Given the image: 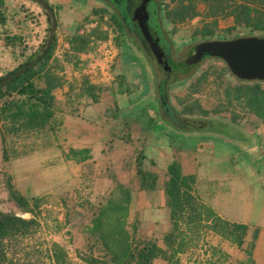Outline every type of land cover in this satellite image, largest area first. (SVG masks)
I'll return each instance as SVG.
<instances>
[{"label":"rangeland","instance_id":"374dc122","mask_svg":"<svg viewBox=\"0 0 264 264\" xmlns=\"http://www.w3.org/2000/svg\"><path fill=\"white\" fill-rule=\"evenodd\" d=\"M49 2L57 9L59 26L55 30V36L58 32L59 39L64 35L62 28L64 23H75V26L85 30L94 19L92 13L95 5L104 6L103 2L98 0L91 3L89 0ZM28 4L29 6H23L20 12L35 28L40 26L41 13L49 17L47 32L41 44L45 46L50 40L54 20L41 3L29 0ZM205 12L206 7L201 5L200 16L183 24L174 26L163 22L169 40L173 41L179 50L183 47L188 48L186 57L197 44L205 41L202 37H194L195 31L206 23L203 17ZM4 13L6 16V12ZM233 26H235L233 18H220L214 37L207 40L264 37V32H252L244 27H237L232 33L227 32ZM6 35L17 34L10 28L0 25V36L4 42ZM62 42H58V54L63 53ZM28 47L31 48L29 54L38 49L34 46ZM10 49L13 52L9 57L15 68L22 61L18 58L21 48ZM130 52L136 57L134 51ZM137 60L144 76V83L151 86L150 73L144 62L140 58ZM175 77L181 79L183 85L174 84L169 91V101L174 109L181 112L182 103L192 104L209 111L211 118L223 121H231L232 117L237 115L240 127L254 131L255 136L251 140H242L244 131L240 133L241 130L237 126L219 131L212 129L218 136L190 135L184 134L183 131L180 133L175 128H167L162 124L158 104L153 100L151 93L145 95L142 82L128 71L118 72L113 80L100 85L105 89L101 96L107 94V98L97 106V109L101 111L107 109L105 117L109 123L100 125L101 133L90 145L95 155V158L92 156V160L77 163L66 157L71 149L66 141L68 140L73 147L81 146L86 143L88 135L73 125H65L63 133L59 132L56 136L50 134L41 138L7 140L6 146L11 158L6 161L0 126V210L14 213L27 220L35 218L39 224L33 227L27 236L11 238L4 243L0 249L1 264H55L50 254V248L55 243L67 249L75 264H82L78 252L88 254L90 249H93L97 257L104 259L107 252L98 237L91 234L93 220L110 201L120 202L123 198L120 189L130 191L132 195V185L138 179L136 157L139 152L146 155V168L157 169L162 178L164 171L177 159L179 149L194 153L200 177L223 172L233 176L264 172V167L257 165L260 162L264 165V124L256 116L242 109L236 101L234 91L241 83L232 76L228 65L221 59L209 58L188 73H177ZM84 78L81 70L80 75L71 83L65 79L70 105L63 113L89 120L87 110L97 103H93L87 97H79L78 87ZM69 85H74L75 90L71 91ZM61 95L59 92L57 97ZM61 117L60 115L58 117L60 121ZM144 120L150 121L147 124L148 129L140 125ZM208 137L214 138V147L209 144L211 142L207 140ZM126 140L131 142L127 143ZM254 141L255 145H252ZM161 152L164 153L163 156ZM173 157L174 160L171 161ZM122 181L129 184L124 185ZM9 184L23 196L41 201L36 215L21 211L11 197ZM122 215L123 213L110 212L106 219L107 228H113L111 225L115 224L116 219L123 217ZM139 228L137 211L133 203H130L126 230L135 244L149 240L140 234Z\"/></svg>","mask_w":264,"mask_h":264},{"label":"trees","instance_id":"16d2710c","mask_svg":"<svg viewBox=\"0 0 264 264\" xmlns=\"http://www.w3.org/2000/svg\"><path fill=\"white\" fill-rule=\"evenodd\" d=\"M33 1L49 4L50 11L54 13V16L52 14L51 16L56 23V30L59 26L57 9L49 0ZM98 1L104 4L103 8L94 9L92 13L98 18V25L88 35L78 34L79 28L68 40L75 51H85L92 41V37L97 41L109 40L110 33L101 29L103 23H106L112 29L113 42L124 49V54L131 57L132 60L138 61L137 58H140L144 62L152 77L150 90H147L145 95L151 93L153 100L158 104V113L164 126L175 128L180 133L183 131L184 134L190 135H217L212 129L219 131L230 126H237L241 130L240 133L244 131L237 122V115H234L231 121L213 119L209 115L210 112L200 106L184 105L183 103L182 111L179 112L171 106L170 101L169 111L162 109L158 93V87L162 81H166L165 90L169 100L168 94L173 85H183V81L176 78L175 74H186L198 66H190L186 63V50L188 48L183 47L179 50L178 46L169 40L163 22L174 26L183 24L200 16L199 7L204 5L206 12L203 17L206 23L201 29L195 31L194 37H202L205 41L214 37L220 18H233L235 26L227 30L230 33L237 27H244L252 32H264V0H157L155 7L159 28L171 43L169 60L171 71L162 69L157 65L154 57L135 47L134 41L136 42L141 38L140 34L137 30H133L132 38L127 31L123 18L115 9V6L122 3L123 0ZM3 8L4 2L0 0V25L5 27L7 20ZM105 18H107L106 22L104 21ZM5 43L10 48H21L18 58L22 60L17 67L0 77L1 137L5 145L4 160L8 161L11 157L6 146L7 140L19 141L41 138L50 134L56 136L61 132L62 121L58 118L56 93L59 89L64 88L66 80L61 74L63 63L55 56L58 46L56 36L52 43L49 40L45 46L41 45L30 54L28 52L31 48L21 36L6 35ZM142 46L144 45L142 44ZM130 51H134L137 58L133 57ZM206 59L209 58L204 60ZM232 76L235 77L233 73ZM235 78L241 83L237 85L234 91L236 101L242 109L256 116L264 124V82H249ZM70 90H75L74 85H70ZM78 91L79 97H87L93 103H99L105 89L102 86L91 84L88 78H84L79 84ZM126 142L130 143L131 141L126 140ZM66 157L77 163L92 160L90 149H70ZM145 160L146 155L139 152L136 157V173L140 188L142 191H155L158 188L159 178L155 173L144 168ZM166 176L165 193L173 224L172 231L164 238L167 248H161L158 242L153 239L138 244L134 243V239L126 230V218L132 197L129 191L120 189L123 198L120 202L112 200L104 206L93 220L91 229V234L98 237L99 242L107 252L106 257L104 259L97 257L93 249H90L88 254L78 252V258L82 264H154L156 259L169 260L171 258L170 253L174 250V240L180 223L198 224L202 219L204 210L195 194V175H186L179 161L174 160L168 166ZM9 187L12 199L21 211L36 215V210L40 208L41 201L23 196L11 184ZM110 212L123 213V217L116 219L115 224H110L113 228L108 229L106 219ZM205 216L209 217V213L206 211ZM38 225L35 218L27 220L14 213H5L0 210V249L7 240L27 236L33 227ZM211 228L223 238L237 244L240 249L243 248L248 226L215 220ZM0 254L2 253L0 252ZM50 254L55 264H75L67 249L61 244H53L50 248Z\"/></svg>","mask_w":264,"mask_h":264},{"label":"crops","instance_id":"0c3cea01","mask_svg":"<svg viewBox=\"0 0 264 264\" xmlns=\"http://www.w3.org/2000/svg\"><path fill=\"white\" fill-rule=\"evenodd\" d=\"M2 1L4 2V12H6V28H10L15 34L23 37L28 46L39 48L47 32L48 15L41 13L39 15L40 26L35 28L33 23L20 12L23 6H29V0ZM91 2H94V0H89V3ZM103 7L102 5H95L94 9ZM93 17L94 19L86 27L87 29H80L78 34L88 35L91 33L98 25V18ZM104 21L106 22L107 18ZM62 28L64 29L62 38L59 39L60 34L58 32L56 37L58 42L63 40V53L58 54L56 50L55 56L63 63L61 74L69 80L68 83H71L80 75L81 66L85 65L97 69L100 75L110 81L114 79L118 72L128 71L135 79L142 82L144 93L150 90V84L144 83V76L140 71L138 62L132 60L131 57H127L124 54V49L113 42L112 29L106 23H103L101 29L110 33L109 40L97 41L92 37V41L85 51H75L68 42L80 27L75 26V23H64ZM12 52L0 36V77L7 72L6 69L12 70L14 68L9 57ZM110 52L113 53L115 59L108 67V60L105 55ZM59 92L62 95L57 97L56 106L58 117L59 115L62 116L61 133H63L65 125H73L85 131L88 135L87 140L81 146L73 147L68 140L66 142L71 149H90L92 156L95 158L94 150L90 145L94 143L95 138L99 137L101 133L100 125L109 123L105 117L107 109L101 111L97 109V106L102 104L107 98V94L101 96L100 102L87 110L90 118L84 120L82 117L63 113L70 105L67 94L68 88L64 86V88L57 91L56 95ZM148 123H150L149 120H144L141 121L140 125L144 126V129H148ZM243 130V139L251 140L255 136L253 135L254 131ZM207 140L211 142L209 144L212 147L215 146L213 144L214 138L208 137ZM253 144L255 145V141L252 142ZM177 151L179 154L176 160L182 165L183 172L186 175H195L196 177L195 194L199 204L203 207L204 213L198 224L180 223L174 240V250L170 253L171 258L169 260L156 259L154 264H264V172L244 176H233L230 173L223 172L222 174L215 173L200 177L194 153L187 152L186 149ZM160 154L163 156L164 153L161 152ZM173 160L174 157L171 161ZM257 165L264 167L261 162ZM144 168L158 176V188L150 192L142 191L139 180L136 179L132 185L131 203H133L138 214L140 234L147 239L156 240L161 248L166 249L164 238L173 229L171 211L165 193L167 170L164 171V178H162L157 169L149 170L146 168V160ZM122 183L124 185L129 184V182L124 181ZM205 211L209 213L208 218L205 216ZM215 220L248 226L242 249L212 230L211 226Z\"/></svg>","mask_w":264,"mask_h":264},{"label":"water","instance_id":"95a60500","mask_svg":"<svg viewBox=\"0 0 264 264\" xmlns=\"http://www.w3.org/2000/svg\"><path fill=\"white\" fill-rule=\"evenodd\" d=\"M149 0H144L136 13H139ZM43 7L54 16L50 11V6L42 2ZM140 28L146 40L151 44L152 50L160 64L165 66L167 71H171L169 59L164 57V52L157 44L160 35L154 26L146 27L139 19ZM55 21L54 28L50 37V42L55 37ZM50 47V46H49ZM48 47V48H49ZM205 58H217L223 60L229 67L235 77L243 81L264 82V37L248 36L238 37L232 40H207L196 45L186 59V63L190 66L201 64ZM166 81H162L158 87V93L162 108L169 111L170 103L166 95Z\"/></svg>","mask_w":264,"mask_h":264},{"label":"flooded vegetation","instance_id":"af4514ba","mask_svg":"<svg viewBox=\"0 0 264 264\" xmlns=\"http://www.w3.org/2000/svg\"><path fill=\"white\" fill-rule=\"evenodd\" d=\"M143 1L144 0H123L122 3H119L117 6H115V9L119 13L120 17L123 18L127 31L131 34V37L133 38V30H137V32L140 34L141 38L136 42L134 41L135 47L140 51L142 49L145 53L154 57L157 61V65L166 70L165 66L158 62L156 55L152 50L151 44L146 40L143 32L141 31L139 22V19H142V22L146 27L154 26L156 28L160 35V40L157 46L164 52V57L170 60L171 43L159 28L158 19L156 17L157 9L155 7L157 0H149L143 9L139 13H136L137 9L143 4ZM142 44L144 46H142Z\"/></svg>","mask_w":264,"mask_h":264},{"label":"built area","instance_id":"2783aa9c","mask_svg":"<svg viewBox=\"0 0 264 264\" xmlns=\"http://www.w3.org/2000/svg\"><path fill=\"white\" fill-rule=\"evenodd\" d=\"M105 57L107 58L108 62V67L111 66V64L113 63L114 61V55L113 53H108V55H105ZM82 74L83 76H85V78H88L89 81L91 82V84H94V85H103V84H106L107 82H109L110 80H108V78L100 75V73L98 72L97 69H94V68H89V67H86L85 65H82Z\"/></svg>","mask_w":264,"mask_h":264}]
</instances>
